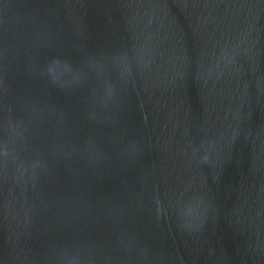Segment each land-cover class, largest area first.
I'll list each match as a JSON object with an SVG mask.
<instances>
[{
  "label": "water",
  "instance_id": "1",
  "mask_svg": "<svg viewBox=\"0 0 264 264\" xmlns=\"http://www.w3.org/2000/svg\"><path fill=\"white\" fill-rule=\"evenodd\" d=\"M0 264H264V0H0Z\"/></svg>",
  "mask_w": 264,
  "mask_h": 264
}]
</instances>
